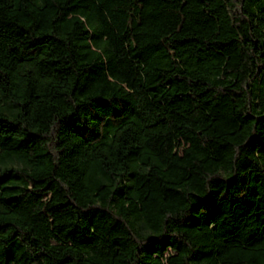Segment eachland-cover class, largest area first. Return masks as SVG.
<instances>
[{"label": "trees", "instance_id": "obj_1", "mask_svg": "<svg viewBox=\"0 0 264 264\" xmlns=\"http://www.w3.org/2000/svg\"><path fill=\"white\" fill-rule=\"evenodd\" d=\"M0 264H264V0H0Z\"/></svg>", "mask_w": 264, "mask_h": 264}]
</instances>
